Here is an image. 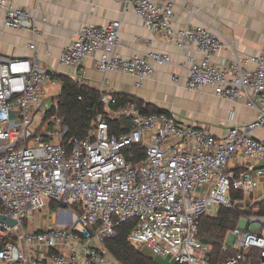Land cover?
Returning a JSON list of instances; mask_svg holds the SVG:
<instances>
[{"label":"built area","instance_id":"built-area-1","mask_svg":"<svg viewBox=\"0 0 264 264\" xmlns=\"http://www.w3.org/2000/svg\"><path fill=\"white\" fill-rule=\"evenodd\" d=\"M115 1L132 5L141 24L166 43L200 54L188 58L189 89L208 86L220 98L244 99L257 116L215 136L164 113H144L135 102L115 107L114 94L102 92L106 116L126 118L131 128L110 134L108 119L98 113L83 137L67 138L62 119L42 110L55 73L31 58L0 55V213L16 220L14 226L0 221V264H107L103 242L115 225L128 221H134L130 245L170 264H208L210 248L196 237L199 219L216 217L222 207L252 204L246 199L264 175V141L251 135L264 127V51L215 64L212 57L225 47L219 34L203 25L175 31L172 0ZM0 9L6 27L38 31L27 11L4 0ZM119 29L118 20L83 26L62 48L59 62L73 66L76 79L85 58L96 54L101 72L139 80L153 72L147 57L170 63L165 53H114ZM137 145L143 158L132 163L124 151ZM51 202L66 204L67 211L56 210L65 224L30 230L31 216ZM226 238L222 251L232 254L219 264H264V215H242Z\"/></svg>","mask_w":264,"mask_h":264},{"label":"crops","instance_id":"crops-1","mask_svg":"<svg viewBox=\"0 0 264 264\" xmlns=\"http://www.w3.org/2000/svg\"><path fill=\"white\" fill-rule=\"evenodd\" d=\"M13 9L30 13L38 31L4 25L0 9V55L34 59L40 67L53 71L56 84L47 83L45 91L55 97L61 76L74 77L75 68L59 62L64 46L71 44L85 25L99 26L111 20L120 22L118 44L113 52L128 57L134 53H165L169 64H158L147 57L152 74L142 80L121 71L101 72L96 68V54L85 58L80 83L100 93L126 95L167 111L179 124L194 125L215 136H223L232 127L253 122L257 110L244 99L232 102L215 95L213 89L187 87L188 58H200L194 48L179 49L166 43L159 34L147 30L134 13L133 6L115 0H4ZM172 27L203 25L216 31L225 47L212 57L215 64L226 63L236 55H254L264 51V0H172ZM34 44V51L29 45ZM252 137L264 141V127L251 131ZM264 199V175L247 201ZM67 211V210H64ZM65 217L49 206L34 213L28 221L30 230H45L65 224ZM67 253L65 249H60ZM146 252V250H145ZM145 254V253H143ZM107 264H120L108 254Z\"/></svg>","mask_w":264,"mask_h":264},{"label":"trees","instance_id":"trees-1","mask_svg":"<svg viewBox=\"0 0 264 264\" xmlns=\"http://www.w3.org/2000/svg\"><path fill=\"white\" fill-rule=\"evenodd\" d=\"M62 82L59 93L52 98V104L46 111V116L55 114L60 117L68 130L66 137H83L87 130L94 125V117L100 113L108 119L110 134H119L131 128V123L126 118H108L100 103V92L90 88L78 80L61 76ZM116 106H125L130 102H135L144 113H164L167 111L150 104H144L135 98L114 94ZM128 161L136 162L143 158L142 148L133 146L124 151ZM240 197L239 194L234 196ZM60 204L51 202L49 208L56 211ZM1 209V205H0ZM264 215V199L259 200L250 206L242 209L240 207L220 208L218 215L214 218L201 217L198 222L197 239L209 246L208 264H219L232 251H222V245L229 231L236 227L238 219L244 214ZM134 225V221L115 225L110 237L106 238L103 246L117 262L120 264H158L152 258L147 257L138 249L127 242V235ZM243 264V263H239Z\"/></svg>","mask_w":264,"mask_h":264},{"label":"rangeland","instance_id":"rangeland-1","mask_svg":"<svg viewBox=\"0 0 264 264\" xmlns=\"http://www.w3.org/2000/svg\"><path fill=\"white\" fill-rule=\"evenodd\" d=\"M54 94L50 93V91H45V94L43 96V104H42V110H47L50 105L52 104V98H53ZM241 226L243 225V222H241L240 224ZM227 239V238H226ZM142 253H145V255L147 257L152 258L154 261H156L158 264H170L168 263L166 260L162 259L161 257H159L155 252H153L152 250H147L145 252V248L141 249Z\"/></svg>","mask_w":264,"mask_h":264},{"label":"water","instance_id":"water-1","mask_svg":"<svg viewBox=\"0 0 264 264\" xmlns=\"http://www.w3.org/2000/svg\"><path fill=\"white\" fill-rule=\"evenodd\" d=\"M61 210H67V206L65 203H60ZM0 221L5 222L10 226H14L16 224V220L10 217H6L5 215L0 213Z\"/></svg>","mask_w":264,"mask_h":264}]
</instances>
